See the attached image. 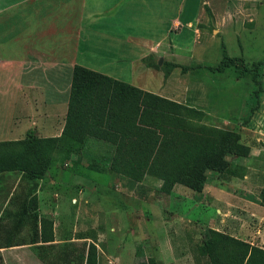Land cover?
<instances>
[{
    "label": "rangeland",
    "instance_id": "obj_1",
    "mask_svg": "<svg viewBox=\"0 0 264 264\" xmlns=\"http://www.w3.org/2000/svg\"><path fill=\"white\" fill-rule=\"evenodd\" d=\"M125 1L111 0V6L105 12L110 30L122 35L124 32L152 37L161 35L168 16L157 14L154 9L151 11V7L148 12L137 10L144 8L140 7L142 3L149 5L153 0ZM181 19L182 22L191 19L190 27L183 28L182 23L167 26V37L160 39L164 51L157 64L155 94L200 112L191 119L195 126L190 125V130L197 132L193 143L197 146L199 161L195 165L189 162V168L181 173L183 180L191 181L193 177V188L177 182L167 192L161 185L162 180L156 176L147 172L139 174L140 177L127 174L136 171L126 168L125 162H114L115 147L96 138L87 137L80 144L68 140L48 143L40 156L43 169L33 161L28 147L14 145L13 151H7L9 156L12 154L11 159L22 158L27 167L41 173L40 177L30 178L25 172L11 171L14 177H20L15 191L26 194L24 201L29 196L32 209L31 222L28 221L29 227H26L29 235L31 230L38 233L43 227L44 234H50L56 242L55 247L42 250L46 259L55 256L63 244L78 249L92 243L96 264H149L151 259L154 264H205L198 248L202 251V239L208 228L213 229L209 219L216 220L220 213L215 212L218 205L203 202L201 190L204 184L227 186L229 191H238L242 196H256L258 189L264 186V178L261 179L264 176V0H185ZM117 20L119 27L112 24ZM173 32L181 33L178 41ZM174 39L178 43L175 49L172 47ZM68 43L67 38L65 46ZM163 61L167 64L161 66ZM255 62L260 64L253 66ZM133 72L135 68H131L130 73ZM164 72L167 73L165 78ZM6 121L0 117V130H20L14 134L18 140L24 138L27 131L37 137L48 133L58 136L65 113L56 111L54 118L44 124L50 126L49 132L38 130L30 119ZM232 132H237L240 141L247 142L253 151L260 149L261 158L249 160L229 154L224 143ZM210 134L216 147L213 145L204 160L203 151L210 144L205 138ZM190 142L192 137L187 138V143ZM234 165L243 170L252 168L250 170L258 172L259 176L221 174L225 166ZM220 166L221 170L218 169ZM95 183L97 189L94 190L92 185ZM201 183V190L196 191ZM38 189L43 193L36 191ZM38 192L43 200L52 203V207L56 201L55 213L52 208L51 213L39 214ZM85 192L94 193L93 198L98 196L102 203L89 208L90 199L85 197ZM240 194L236 195L240 197ZM78 195L82 197L78 199ZM171 195L177 199H169ZM119 205L120 209L130 211V216L121 218L122 215L117 213ZM171 213L186 218L171 219ZM205 213L209 214L208 218ZM247 221L252 236L255 234L258 242L264 245V234L256 231L260 229L264 233V222L250 216ZM54 231L55 235H52ZM31 250L35 253L36 248L31 247Z\"/></svg>",
    "mask_w": 264,
    "mask_h": 264
},
{
    "label": "crops",
    "instance_id": "obj_2",
    "mask_svg": "<svg viewBox=\"0 0 264 264\" xmlns=\"http://www.w3.org/2000/svg\"><path fill=\"white\" fill-rule=\"evenodd\" d=\"M184 2L185 0H153L149 5L142 3L140 7L144 8H137L141 12H148L151 7V11L154 9L157 14L164 13L168 16L164 22L166 24L163 23L161 35L152 37L143 33L124 32L122 35L110 30L105 12L111 6V0H0V117L9 122L14 118L21 121L30 119L37 129L49 132L50 126L44 124L54 118L56 111L63 115L66 111L70 75L74 65L156 93L158 68L152 65V60L155 59L156 65L158 58L162 60L160 53L164 51V46L160 39L167 37V26L182 23L183 28L190 27L191 19H185L184 22L181 19ZM154 18L158 21L156 16ZM112 24L119 27L118 20ZM173 34L177 40L181 33ZM67 38L69 43L65 46ZM175 39L172 40L174 43ZM176 44L178 43L172 44L174 49ZM131 68H135V72L130 73ZM19 131L0 130V141L18 140L14 134ZM46 136L52 135L48 133ZM240 142L249 147V154L245 158H261L263 153L260 149L253 151L247 142ZM250 169H245L242 177L259 176L258 172ZM19 178L14 177L11 171L0 172V264H43L31 247L55 245L56 242L54 239L41 242L39 238L31 243L34 232L30 236L26 227H29L28 221L31 222L29 219L32 209L29 206V196L24 201L25 193L15 191ZM263 178L264 176L261 177ZM89 183L92 184L91 181ZM95 185L97 183L92 185L94 190L97 189ZM225 187L227 186L218 187L207 183L201 190V198H205L203 202L218 205L215 206V212L220 215L216 216V220L209 219V222H213L212 228L264 249L255 234L252 236V229L247 224L249 216L264 222V207L255 202V195L242 196L238 191L233 193ZM36 191L41 192L39 189ZM85 193V197L90 199L89 208L102 203H99L98 196L93 198L94 193ZM52 197L56 195L52 194ZM80 197L82 196L78 195V199ZM172 198L177 199L169 196V199ZM236 198L238 200H232ZM74 199L72 198V202H75ZM76 202L79 207L82 206L80 201ZM53 204L54 207L52 203L43 200L38 192L39 214L51 213L52 208L56 207V201ZM53 211L56 212L55 209ZM117 213L122 215L121 218L131 214L130 211L120 209V205ZM170 215L171 219L186 218L177 213ZM208 215L205 213V217L208 218ZM27 231L28 234H25ZM256 231L264 234L260 229ZM52 235H55V231Z\"/></svg>",
    "mask_w": 264,
    "mask_h": 264
},
{
    "label": "trees",
    "instance_id": "obj_3",
    "mask_svg": "<svg viewBox=\"0 0 264 264\" xmlns=\"http://www.w3.org/2000/svg\"><path fill=\"white\" fill-rule=\"evenodd\" d=\"M166 64L163 61L161 66ZM259 64L255 62L252 65ZM152 65L157 67L153 62ZM166 76L164 72L163 77ZM198 114L200 112L192 107L179 105L100 72L74 65L61 133L58 136L37 137L27 131L21 140L0 141V172L21 171L30 178L40 177L41 173L27 167L22 158L11 159L12 154L9 156L7 151H13L14 145L28 147L33 161L43 169L40 156L44 153L45 145L58 140L80 144L91 137L112 144L115 147L113 161L125 162L126 168L138 172L127 174L140 177L147 172L156 176L162 180L161 185L167 192L177 182L193 188V177L191 181L183 180L181 173L189 168V162L195 165L199 161L197 146L193 143L197 132L190 130V125L195 126L191 119ZM212 135L205 138L210 144L203 151L204 160L210 155L213 145L216 147ZM188 137H192L190 144L187 143ZM239 138L237 132L229 134L224 143L226 151L237 157H247L249 147ZM218 169L221 170V166ZM222 171L221 174L226 176H242L244 173L238 165L225 166ZM202 186L203 183L196 191H200ZM255 202L264 207V187L258 189ZM43 231V227L38 233L33 231L31 243L37 241L38 235L41 242L51 241L50 234ZM46 247L55 246H34L43 264H96L95 246L92 243L78 249L63 244L51 259H46L42 254ZM201 249L198 248L199 255L204 258L205 264H264L263 248L211 228L207 229L206 237L202 239ZM149 264H154V260H149Z\"/></svg>",
    "mask_w": 264,
    "mask_h": 264
},
{
    "label": "water",
    "instance_id": "obj_4",
    "mask_svg": "<svg viewBox=\"0 0 264 264\" xmlns=\"http://www.w3.org/2000/svg\"><path fill=\"white\" fill-rule=\"evenodd\" d=\"M160 61H161V59H160V58H158V62H157V64H159V63H160Z\"/></svg>",
    "mask_w": 264,
    "mask_h": 264
}]
</instances>
